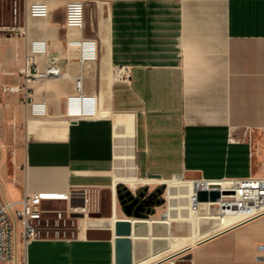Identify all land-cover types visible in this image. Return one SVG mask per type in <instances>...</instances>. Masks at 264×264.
Instances as JSON below:
<instances>
[{
	"label": "crops",
	"instance_id": "crops-1",
	"mask_svg": "<svg viewBox=\"0 0 264 264\" xmlns=\"http://www.w3.org/2000/svg\"><path fill=\"white\" fill-rule=\"evenodd\" d=\"M1 3L7 21L10 10ZM60 13L32 18L29 41L0 38L1 87L23 84L27 56L63 73L31 82L27 101L3 94L6 108L19 104L14 121L24 130L19 164L3 181L8 198L20 200L25 190L58 200L110 190L112 209L113 189L117 197L123 183L113 188L117 178L219 180L264 171V0L88 1L82 28L65 25L63 16L55 21ZM69 38L94 40L97 55L81 59L76 47L67 48ZM35 39L47 41L45 53L30 55ZM123 66L129 79L116 76ZM79 77L83 91L97 97L95 114L68 113ZM34 103L45 112H34ZM211 205L198 203L194 227L169 214L166 193L165 211L146 218L165 219L170 239L194 228L202 237L160 262L186 256L187 264H264V213L222 225ZM82 230L74 239H36L20 255L28 264H116L114 237L88 239Z\"/></svg>",
	"mask_w": 264,
	"mask_h": 264
},
{
	"label": "built area",
	"instance_id": "built-area-1",
	"mask_svg": "<svg viewBox=\"0 0 264 264\" xmlns=\"http://www.w3.org/2000/svg\"><path fill=\"white\" fill-rule=\"evenodd\" d=\"M88 1L98 0H12L9 19L6 21L3 14L0 0V38L25 36L29 41V22L32 18H47L54 11L61 10L65 25L74 28H82L85 23V7ZM67 48L76 47L81 59L94 58L98 53V46L94 40H84L69 38L66 40ZM47 50V41L35 39L30 42V55L43 54ZM19 72L23 75L24 82L21 85L2 86L4 92H19L25 96L26 101L30 98V84L39 78L59 77L63 75L59 65H49L40 68L27 56L25 64ZM130 68L121 67L117 69L116 76L122 79H129ZM77 93L66 98L68 113L74 117L96 113L97 97L87 95L83 91L82 78H77ZM33 111L44 113V104L34 103ZM233 140V138H230ZM201 185L198 190H213L222 188L227 183L230 189L220 190L221 198L215 204L219 207L220 213L224 215L223 208L229 207L230 213L227 215H238L242 220L251 219L264 213V174L262 176L251 175L246 178H223L211 180L198 178ZM223 181L222 184H216ZM197 198V193H196ZM50 194L42 192H29L25 190L20 200H12L5 193L3 184H0V262L7 264H28L27 257L21 256L20 252H27L30 243L41 236V220L44 209L42 203L45 200H52ZM68 201L67 215L76 218L74 214L85 213L78 211L79 205H75V200L85 203L88 210L90 198L83 191H75ZM230 202L227 206L225 202ZM210 207V206H209ZM56 214V222L60 223L64 219V210H52ZM86 214V213H85ZM79 218V217H77ZM59 230V229H58ZM71 239V238H67ZM171 261L169 264H176Z\"/></svg>",
	"mask_w": 264,
	"mask_h": 264
},
{
	"label": "rangeland",
	"instance_id": "rangeland-1",
	"mask_svg": "<svg viewBox=\"0 0 264 264\" xmlns=\"http://www.w3.org/2000/svg\"><path fill=\"white\" fill-rule=\"evenodd\" d=\"M3 2L6 4V6L11 8L12 0H3ZM62 18L61 13L54 15V20L58 21ZM7 92L3 91V88L0 86V184H3L4 178L7 179L8 175H11V177L14 174V169L19 164V148L22 147L23 141H24V130H23V124H16L14 121L15 111L17 110V106L11 105V107L6 108L3 101V94H6ZM19 96H23L22 93L17 92ZM13 116V118H12ZM13 119V120H11ZM254 162L256 171L260 170L261 167L259 165L260 161L257 155H254ZM264 171H261V174L255 176H262V173ZM188 179H198V178H189L184 177ZM150 187H154L156 184H147ZM129 186V185H127ZM144 186V185H142ZM132 190H136V186H129ZM141 186H138V188ZM165 187L166 184H165ZM134 188V189H133ZM183 190H190L192 189V186H183ZM118 201V198H117ZM75 205H79L82 203L81 200H75ZM215 207L216 205H211L210 209L212 207ZM68 201L65 199H52V200H45L42 203V208L44 209V212L42 213V220H41V236L46 238H61V239H67L71 238L74 239L79 236V233L84 227H87V220L89 218L93 219L91 213L98 212L103 217H110L112 214L111 209V191L107 190L105 192H102L101 194H97V192H92L90 197V203L88 206V210L86 213V218L84 221L81 219L83 217L79 218H70L67 215V209H68ZM55 209H61L64 210V219L60 220V223L56 222V214L52 211ZM166 206L163 205V207L160 209L161 211H165ZM119 218L124 217V214L121 212L120 208L118 210ZM59 229V230H58ZM83 231V230H82ZM86 237L84 234V231L82 233L81 237ZM171 252V251H170ZM168 252L165 257H168ZM188 257H181L179 261H177L176 264H187L186 260ZM0 264H7V263H0Z\"/></svg>",
	"mask_w": 264,
	"mask_h": 264
},
{
	"label": "bare ground",
	"instance_id": "bare-ground-1",
	"mask_svg": "<svg viewBox=\"0 0 264 264\" xmlns=\"http://www.w3.org/2000/svg\"><path fill=\"white\" fill-rule=\"evenodd\" d=\"M120 182L129 184V185H136L139 183H147V184L164 183L166 184L169 214L171 216H179L178 217L179 220L189 221L194 224V227L197 226L198 210L196 207L198 203L200 202H198L196 198V189L198 188V185H199V188H201V185L199 184L197 179L184 178L182 175L176 176L174 178H169V179H162L161 177H150V178L139 179V180L132 179V178H117L114 180L113 188L116 185H118ZM222 183L224 182L218 181L216 184H222ZM183 186L184 187L192 186V189L183 190L182 189ZM228 186L229 185L227 183H224V186L222 188H219V190L222 189L225 191L227 189H230ZM112 199H113L112 200V214H111L110 219L108 220L112 223L111 230L114 231V224L119 218L118 213H117L118 201H117V197H116V193L114 189H113ZM223 201L224 200L220 202H223ZM224 202L225 204H227V206H230V202H228L227 200ZM209 203L214 204L215 202H209ZM88 205H89V202H88ZM79 206L80 208H77L78 211H81V212L87 211V209L84 208L85 207L84 201L81 204H79ZM223 212H224V216L222 215V225L242 221V218L238 215H231V216L227 215V213H230L229 207H224ZM81 219L84 221L87 218L85 216ZM108 220L105 218L103 219L89 218L87 220V227H84L83 231L91 227H103V225H106ZM200 237H202V234H200L196 228H194V230L189 234L178 235V234L173 233L171 235V239H170V235L167 237L170 240V245L167 249L161 252H158V253H152L148 257L143 258L141 260H135L134 262H132V264H156L157 262L164 260L165 259L164 256H166L168 252L179 250L184 245L194 244ZM116 238L117 237L114 235L115 242H116ZM135 238L136 236L133 235L132 239L134 240ZM147 238L149 241L152 240V235H149Z\"/></svg>",
	"mask_w": 264,
	"mask_h": 264
},
{
	"label": "water",
	"instance_id": "water-1",
	"mask_svg": "<svg viewBox=\"0 0 264 264\" xmlns=\"http://www.w3.org/2000/svg\"><path fill=\"white\" fill-rule=\"evenodd\" d=\"M150 177L162 178L159 174H150ZM196 193L198 202H217L221 198V192L217 189L210 191L196 189ZM126 215V218H118L114 224V231L111 230L112 223L108 220L110 216L105 218L108 220L106 225L91 227L86 232L88 239H112L114 235L117 237L115 242L116 264H132L135 260H141L152 253L161 252L169 247L170 240L167 237L170 234V229L169 223L165 219L150 222L141 213H137L135 216H131L130 213H126ZM74 216L85 217L86 214L78 213ZM90 216L96 219L104 218L98 212L91 213ZM158 224L161 225V229H156ZM133 235L136 236L134 240L132 239ZM149 235H152L150 241L147 238Z\"/></svg>",
	"mask_w": 264,
	"mask_h": 264
},
{
	"label": "flooded vegetation",
	"instance_id": "flooded-vegetation-1",
	"mask_svg": "<svg viewBox=\"0 0 264 264\" xmlns=\"http://www.w3.org/2000/svg\"><path fill=\"white\" fill-rule=\"evenodd\" d=\"M117 190V198L119 197L118 210L120 208L124 215L130 213L131 216H135V214L141 213L147 217L155 213L158 207L166 205L167 191L164 183L154 187L145 185L136 190H132L129 186L122 183ZM157 264H164V262Z\"/></svg>",
	"mask_w": 264,
	"mask_h": 264
}]
</instances>
